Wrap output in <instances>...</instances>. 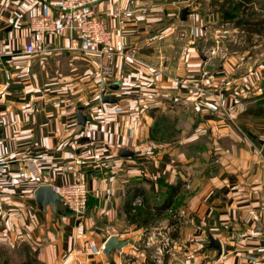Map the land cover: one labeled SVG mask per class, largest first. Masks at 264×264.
Instances as JSON below:
<instances>
[{"label":"crops","instance_id":"1","mask_svg":"<svg viewBox=\"0 0 264 264\" xmlns=\"http://www.w3.org/2000/svg\"><path fill=\"white\" fill-rule=\"evenodd\" d=\"M128 2L148 12L118 24L115 9ZM59 3L0 0V48L6 53L0 64V159L7 161L0 175V264L154 261L151 248L141 244L144 230L169 226L174 210H186L194 224L173 233L177 243L165 264H264V61L256 59L244 72V59L218 52L213 9H190L178 22L174 10L155 0L97 5L114 35L136 51V58L116 56L108 76L83 39L72 49L68 38L48 35V53H22L30 16L52 13ZM209 36L217 49L205 55L202 42ZM200 79L210 94L195 95L191 84ZM115 82L119 89L109 92ZM103 92L117 101H103ZM150 126L182 135L162 150L150 139ZM28 157L41 164L40 179L30 174ZM74 157L82 159L77 171L66 170ZM77 178L90 189L84 215L63 201L38 205L39 185ZM110 235L128 243L104 253ZM210 236L221 241V254L209 246Z\"/></svg>","mask_w":264,"mask_h":264},{"label":"built area","instance_id":"2","mask_svg":"<svg viewBox=\"0 0 264 264\" xmlns=\"http://www.w3.org/2000/svg\"><path fill=\"white\" fill-rule=\"evenodd\" d=\"M101 1L104 0H60L56 11L31 15L27 25L29 39L21 50L22 53L24 52L27 55H44L48 53L50 47L46 37L57 35L68 38L72 49L79 48L81 39L88 41L92 45L91 50L98 58V68L102 76H108L112 73V61L116 56L127 55L136 58L135 49L127 46L124 39L116 37L113 30L107 25L104 16L100 14L97 5ZM147 10V8L128 2L126 5L115 9V17H117L118 24H125L126 21H137V16L146 14ZM5 54L0 48V64ZM73 159V162L66 166V170L76 172V166L82 162V159L77 157ZM27 163L32 177L40 179L43 169L38 159L28 157ZM6 166L7 161L0 159V175L6 171ZM52 188L60 194L63 203L72 213L77 216L86 213L90 189L85 180L77 178ZM172 217L179 219L178 213L173 212ZM174 222L173 220L166 227H154L144 231V247H154L152 257H154L156 264H165V255L167 253L171 254L177 243V240L172 237L173 232L177 229L172 225ZM190 222L194 224L193 219ZM216 263L208 261L199 264ZM131 264H135V262Z\"/></svg>","mask_w":264,"mask_h":264},{"label":"rangeland","instance_id":"3","mask_svg":"<svg viewBox=\"0 0 264 264\" xmlns=\"http://www.w3.org/2000/svg\"><path fill=\"white\" fill-rule=\"evenodd\" d=\"M159 2H165L168 5L167 8L164 7L165 10H174L176 15L173 16V20L180 22V12L183 7H188L194 10L195 12H200L201 10L213 9L215 20L218 21V26L220 28L219 39H221L218 52H225L229 55H233L237 60L240 58L244 59L245 62L241 66V69L245 72L248 67L257 59V64H261L264 61V27L260 29L261 31L254 30L255 27L250 28L246 26L244 23L247 19H264V0H155ZM239 2H244V4H240ZM142 7V6H139ZM236 7V8H235ZM148 9V7H146ZM197 8V9H196ZM180 10V11H179ZM188 16V14H187ZM242 21V22H241ZM241 22V23H240ZM180 28V27H179ZM260 28V27H258ZM211 29V27H209ZM181 30V29H180ZM183 31V30H182ZM213 32L214 29H212ZM177 32H180L179 30ZM185 33V30L183 31ZM179 34V33H178ZM210 34V33H209ZM216 34V32H215ZM202 43L206 44V50H203V54H208L207 50L213 51V48L217 49V42L213 36H209L206 41ZM218 44V43H217ZM215 47H214V46ZM183 50V46H178V54ZM201 56V55H200ZM252 56V58H250ZM241 59V60H242ZM240 69V68H239ZM81 70V69H80ZM207 73V71H203L202 75ZM192 89L196 93L197 96H204L205 94H210L205 90V86L203 81L200 79L196 81L194 84H191ZM108 89V87H107ZM109 92H112V89H108ZM213 95V94H211ZM100 96V93H98ZM100 100V99H99ZM185 103H189L190 99H184ZM149 137L154 140L155 144H160L162 146H158L162 150L169 149L172 147L177 140L179 135H182V132L177 131L169 126L165 127L162 131L158 132V129L154 126H150L149 128ZM177 131V132H176ZM159 133V141H156L154 136ZM158 142V143H157ZM153 147V145H152ZM174 213H178L179 219L172 218L175 222L172 224L174 228L177 227L179 230L182 225L186 222H190L192 219L187 213L186 210H174ZM157 225V226H156ZM149 224L146 226L144 231H148L151 228L159 227L158 224ZM174 231V232H175ZM173 232V233H174ZM173 235L172 237L175 239ZM141 244H144L142 241ZM153 251L154 247H150ZM167 253L165 257L168 255Z\"/></svg>","mask_w":264,"mask_h":264},{"label":"water","instance_id":"4","mask_svg":"<svg viewBox=\"0 0 264 264\" xmlns=\"http://www.w3.org/2000/svg\"><path fill=\"white\" fill-rule=\"evenodd\" d=\"M188 13H189L188 7H183L180 12L181 19L185 20L187 18ZM120 84H121L120 82H115L110 86V88L119 89ZM101 96H102L101 97L102 100L105 102L113 103L117 101L116 97L107 94L106 92H103ZM78 118L81 124H85L87 117L83 113V111H79ZM123 154L124 155L131 154V152L125 149L123 151ZM34 196L38 205L43 207H46V205L48 204L51 206H55L57 201H62L60 194L57 191H54L52 186L47 183H43L39 185L34 192ZM209 240H210L209 246L218 249V253L221 254L222 253L221 241L213 236H210ZM127 243L128 240L119 239L117 235H110L109 237H107V239L104 242L103 252L107 254L111 253L113 250L121 249Z\"/></svg>","mask_w":264,"mask_h":264},{"label":"trees","instance_id":"5","mask_svg":"<svg viewBox=\"0 0 264 264\" xmlns=\"http://www.w3.org/2000/svg\"><path fill=\"white\" fill-rule=\"evenodd\" d=\"M237 4H239L238 6H240V4H244V2H239V3H237ZM245 5V4H244ZM236 8V7H235ZM242 22V21H241ZM240 22V23H241ZM245 24H246V26H248V27H250V28H253V27H255V29L254 30H257V31H261L260 29H262V27H264V19L262 18V19H246L245 20V22H244ZM258 27H260V28H258ZM144 264H155L154 263V261L153 260H151V259H148Z\"/></svg>","mask_w":264,"mask_h":264}]
</instances>
